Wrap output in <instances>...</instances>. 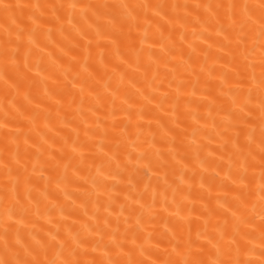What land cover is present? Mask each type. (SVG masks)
Here are the masks:
<instances>
[{
  "label": "bare ground",
  "instance_id": "bare-ground-1",
  "mask_svg": "<svg viewBox=\"0 0 264 264\" xmlns=\"http://www.w3.org/2000/svg\"><path fill=\"white\" fill-rule=\"evenodd\" d=\"M0 264H264V0H0Z\"/></svg>",
  "mask_w": 264,
  "mask_h": 264
}]
</instances>
